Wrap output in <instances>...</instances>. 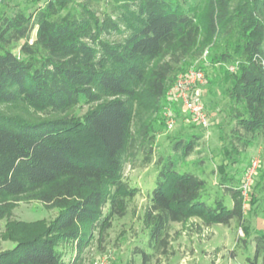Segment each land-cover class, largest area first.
Here are the masks:
<instances>
[{
  "label": "trees",
  "instance_id": "16d2710c",
  "mask_svg": "<svg viewBox=\"0 0 264 264\" xmlns=\"http://www.w3.org/2000/svg\"><path fill=\"white\" fill-rule=\"evenodd\" d=\"M21 41L23 56L13 50ZM206 50L233 68L227 94L239 130L264 140V0H48L1 17L0 218L24 198L59 212L35 234L13 231L16 244L0 251V264H65L68 244L81 252L94 227L104 233L126 215L138 193L123 180L126 162L152 160L155 111ZM82 102L88 109L78 117ZM197 138L173 148L188 156ZM158 165L145 215L154 250L167 253L171 224L194 216L243 224L241 185L226 186L229 207L208 201L205 179L179 172L172 156ZM262 251L258 236L256 257Z\"/></svg>",
  "mask_w": 264,
  "mask_h": 264
},
{
  "label": "rangeland",
  "instance_id": "374dc122",
  "mask_svg": "<svg viewBox=\"0 0 264 264\" xmlns=\"http://www.w3.org/2000/svg\"><path fill=\"white\" fill-rule=\"evenodd\" d=\"M48 0H0V19L17 11L33 13ZM83 1V0H77ZM102 5L111 0H100ZM196 3L198 0H182ZM36 35L33 30L31 41ZM13 50L19 56L20 45ZM202 69L203 83L197 84L191 97L204 104L209 115V126L189 122L183 110V102L169 90V102L162 110L155 111L154 127L157 129L154 153L148 164H142L143 155L136 160H127L123 180L138 189L129 202L123 217H113L110 228L101 233L91 230L81 252L73 244L64 248L65 264H141L143 252L151 256L149 264H262L264 251L256 257V238L264 237V140L260 134H247L239 130L233 117L232 102L228 97L229 87L226 71L230 65L213 63L206 50L195 60H188L185 71ZM175 120L171 127L166 112ZM88 104L82 102L76 110L83 116ZM238 129V130H236ZM198 137L193 152L183 156L173 148L176 141ZM240 137V138H239ZM246 142L247 144H245ZM172 156L177 161L179 172H192L206 181L205 195L208 201L222 198L232 207V197L227 185L239 187L251 162L258 158L260 167L254 176L248 197L244 200L243 224L232 221L230 225H206L194 216L185 222H174L169 228L170 246L167 253H160L150 246V227L145 221L150 205L149 196L156 186L159 174L158 161ZM244 198V197H243ZM59 210L47 208L36 199L12 200L7 213L0 218V251L12 248L16 241L13 231L23 229L24 234H35L53 220ZM247 226V229L244 227Z\"/></svg>",
  "mask_w": 264,
  "mask_h": 264
},
{
  "label": "built area",
  "instance_id": "2783aa9c",
  "mask_svg": "<svg viewBox=\"0 0 264 264\" xmlns=\"http://www.w3.org/2000/svg\"><path fill=\"white\" fill-rule=\"evenodd\" d=\"M204 80L205 73L202 69L190 68L187 71L181 72L177 75L176 81L172 87V94L175 96V98L177 97L182 100L183 110L189 122L207 127L209 126L210 119L204 104L191 97L194 87L199 83H203ZM169 112L170 109L168 108L166 115L168 116V124L172 127L175 124V120ZM259 167L260 160L255 158L251 162L250 167L247 169L245 178L241 183V190L244 200H246L248 197L253 178L257 174ZM245 205L246 203H244V207Z\"/></svg>",
  "mask_w": 264,
  "mask_h": 264
}]
</instances>
